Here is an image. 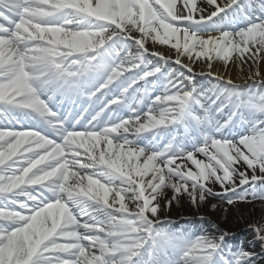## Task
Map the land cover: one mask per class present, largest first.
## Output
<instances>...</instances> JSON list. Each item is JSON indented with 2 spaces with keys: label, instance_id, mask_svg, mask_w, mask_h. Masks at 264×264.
<instances>
[{
  "label": "snow or ice",
  "instance_id": "obj_1",
  "mask_svg": "<svg viewBox=\"0 0 264 264\" xmlns=\"http://www.w3.org/2000/svg\"><path fill=\"white\" fill-rule=\"evenodd\" d=\"M261 63L264 0H0V264H264L165 207L264 205Z\"/></svg>",
  "mask_w": 264,
  "mask_h": 264
},
{
  "label": "bare ground",
  "instance_id": "obj_2",
  "mask_svg": "<svg viewBox=\"0 0 264 264\" xmlns=\"http://www.w3.org/2000/svg\"><path fill=\"white\" fill-rule=\"evenodd\" d=\"M216 68L221 74L231 76V78L236 83L242 85L245 83H251V81L247 79L250 75L248 66H244L241 69V66L238 64H233L228 67L226 72L223 66L220 64H217ZM260 68L262 74H264V63H261ZM200 70L201 69L197 67L196 71L199 72ZM204 83L207 84L208 82L204 81ZM170 195L171 194L169 193V198ZM212 203L218 204V207L215 210H213L211 207ZM165 207L166 215L169 218L175 217L178 219H199L200 217L198 216H207L214 222L218 230L229 232L235 228L246 227L248 226L249 221L258 220L261 218V216H264V205H262L260 202H253L251 204L241 202L236 205L228 206L216 199L210 198L209 202L202 204L199 206V208H197L193 206L191 202L185 197L179 203L174 201L170 208H167L166 205ZM253 247V250L257 252L259 245L254 244Z\"/></svg>",
  "mask_w": 264,
  "mask_h": 264
},
{
  "label": "rangeland",
  "instance_id": "obj_3",
  "mask_svg": "<svg viewBox=\"0 0 264 264\" xmlns=\"http://www.w3.org/2000/svg\"><path fill=\"white\" fill-rule=\"evenodd\" d=\"M198 217H200V218L197 219V220L206 222L207 225L204 224V226L206 227V231H207L206 233H208V234H218V228H217V226L214 224V222L212 220H210L207 216H198ZM201 217H203L204 219L201 220ZM189 218H192V217H189ZM170 219H172L173 221H176L177 226H181L180 224L183 223L182 220H189L191 222L197 221L195 218H192V219H178V218H175V217H171ZM230 232L233 233V235L235 233H239V237H241L242 240L245 239V246H246L247 249L252 247V245L254 246V244L255 245L258 244L259 247L257 249V253L259 254V258L260 259H264V250L261 249V245L259 244V242L254 239V236H252L253 232H251V229L248 226L241 227V228H235V229L231 230ZM252 248H254V247H252Z\"/></svg>",
  "mask_w": 264,
  "mask_h": 264
},
{
  "label": "water",
  "instance_id": "obj_4",
  "mask_svg": "<svg viewBox=\"0 0 264 264\" xmlns=\"http://www.w3.org/2000/svg\"><path fill=\"white\" fill-rule=\"evenodd\" d=\"M197 220V219H196ZM183 222H188L189 220H182ZM197 221H199V220H197Z\"/></svg>",
  "mask_w": 264,
  "mask_h": 264
}]
</instances>
